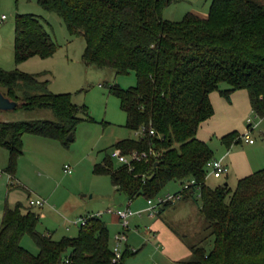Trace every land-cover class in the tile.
Masks as SVG:
<instances>
[{
    "label": "trees",
    "instance_id": "trees-1",
    "mask_svg": "<svg viewBox=\"0 0 264 264\" xmlns=\"http://www.w3.org/2000/svg\"><path fill=\"white\" fill-rule=\"evenodd\" d=\"M38 1L64 19L70 34L84 37L86 65L111 68L117 74L134 71L137 77L136 85L113 84L110 91L127 114L126 127L143 133L121 139L114 147L125 155L134 150H154L156 155L134 161L131 168L108 156L94 165L93 172L109 175L116 190L132 201L140 196L155 199L173 181L180 185L195 181L184 196L200 202L214 246L207 250L192 244L188 258L170 264H264V168L239 179L234 189L226 183L211 187L206 176L215 153L197 136L202 123L215 113L211 101L215 91L231 101L232 93L247 90L253 113L264 118V0H212L207 17L187 12L181 20L163 16L174 0ZM57 49L40 17L17 14L16 63L51 57ZM38 75L0 67V90L6 97L19 102L18 107L48 108L56 116L0 121V146L9 152L6 171L12 176L23 154L24 134L67 144L82 120L79 113L86 110L72 101L71 93L48 91V80H39ZM247 128L253 130L252 122ZM244 135L234 130L221 142L231 148ZM101 216L80 226L76 236L54 239L37 230L39 214L30 207L22 202L6 205L0 264H111L110 230ZM25 235L38 245L37 254L21 244ZM137 252L126 248L120 264Z\"/></svg>",
    "mask_w": 264,
    "mask_h": 264
},
{
    "label": "rangeland",
    "instance_id": "rangeland-1",
    "mask_svg": "<svg viewBox=\"0 0 264 264\" xmlns=\"http://www.w3.org/2000/svg\"><path fill=\"white\" fill-rule=\"evenodd\" d=\"M211 3L212 0H174L164 10L163 16L170 20H181L187 12L196 10L207 12ZM27 12L43 20L58 49L51 57L35 56L18 64L15 62L12 44L15 36V19L17 14ZM3 14L6 15V19L0 24V48L3 51L0 54V67L6 70L19 68L28 73L39 74V80H48V91L71 93L72 101L79 106H86V110L79 113L82 120L76 125L74 139H69L67 144L32 133L24 134V153L19 157L17 170L12 178H8L9 173L6 171L9 152L0 146L2 171L0 209L6 205L14 207L18 201L27 208L30 197L33 200L43 199V206L29 207L40 215L37 230L45 234L52 233L54 239L76 236L80 225L76 224L75 220L102 211L101 217L109 227L113 246L115 233L122 231L123 227L107 209L109 207L124 209L129 199L116 190L109 175L95 174L93 167L108 156L115 164H120L118 159L112 156L116 150L114 144L120 139L138 138L141 134L126 127L127 114L121 109L118 97L110 91V86L113 84L123 88L136 85V74L134 71L129 74H117L111 68L86 65L82 58L86 47L84 37L70 34L64 19L55 12L45 10L38 0H0V16ZM222 86L225 87L226 84ZM217 92L220 94L219 91ZM247 116L251 119L253 130L247 128L245 133L257 143H264V118L256 116L253 112ZM248 118L243 121L245 127L248 125ZM42 119L56 120V116L48 108L26 110L18 107L12 110H0V121ZM208 143L217 157L221 148L224 151L232 148L242 149L248 142L243 137L240 143L227 148L221 142V138L215 135ZM257 158L256 153L252 152L250 160H253L254 172L264 168V161L258 163L261 158ZM66 164L71 165L73 169L71 173L64 171ZM237 180L233 172L229 177L223 175L221 178H216L210 169L206 176V183L211 187L228 182L234 189ZM180 186V182L173 181L160 195L175 192ZM177 203L179 204V201L175 204ZM139 205L147 206V199L143 196L135 198L131 208L137 211ZM193 205L195 206L193 208L198 209L197 203ZM195 209L189 212L187 217L179 216V210L172 211L175 217L171 218L173 219L171 223L178 228L182 236L187 235L188 243L202 244L207 250H211L214 246V236L208 228L206 218L199 211L195 213ZM156 219L149 217L148 212L130 218L128 237L131 238V242L134 239H138L139 243L143 242L140 247H144L139 257L133 259V255L127 256L125 264L128 263L129 258L135 262L139 261L138 264L145 262L161 264L158 258L161 244L155 242L154 234L147 228ZM67 226L69 230L66 229ZM21 244L34 254L39 252L38 245L30 235H25ZM162 259H165L162 264L171 262L167 257Z\"/></svg>",
    "mask_w": 264,
    "mask_h": 264
},
{
    "label": "crops",
    "instance_id": "crops-1",
    "mask_svg": "<svg viewBox=\"0 0 264 264\" xmlns=\"http://www.w3.org/2000/svg\"><path fill=\"white\" fill-rule=\"evenodd\" d=\"M208 11L207 12H199L196 10V11H193V13H196L202 17H207ZM27 13L29 14L30 12H27ZM19 14H26V13H19ZM14 39H15V36H14ZM12 44H13V48H14V40H13ZM2 52L3 51L0 48V54H2ZM14 55H15V51H14ZM211 101L214 105L215 113L211 118H209L208 120H206L205 122L202 123V125L199 128L198 133H197V136L199 139L209 142V139H211L215 135H218L221 138L223 135H225L229 132H232L234 130H237L238 128H241L242 130L240 132L245 134L247 127H245L243 121L248 118L247 115H249V113L253 112L251 102H250L249 93L247 90L241 89V90H237L234 93H232L230 102L226 98L221 96V94H219L217 91H215V92L211 93ZM23 142H24V139H23ZM247 142H248L247 146L242 147V149L241 148H239V149L238 148L237 149L232 148L229 151H224V149H222V148L219 149L220 154L217 155V157H215V158L223 159V161L227 164V166L229 168L227 174H224V175H227L229 177V174L231 172H233V174L235 173V175L237 176V178L239 180L243 177H246V176L252 174L254 172V169H255L254 165H253L254 163H252L253 160H250V155L252 154V152L256 153L258 158H261L258 163H262L264 161V143H257L255 140L252 143L249 141H247ZM23 153H24V147H23ZM66 165H68V164H66ZM66 165H64V168ZM13 176L11 174H8V178H12ZM221 177H219V178H221ZM226 183H228V182H226ZM181 186L178 187V189H175V191L180 190ZM31 200H33V199H31V197H30V199H29V206L30 207L33 206L31 204ZM18 202H21V201H18ZM18 202H16V204ZM132 203H133V201H132ZM175 203L176 202H174L168 206H165L162 209V211L160 213H158L155 217H151V218H157V219H156V221L154 220V222L152 223L151 226L149 225V227H147L149 229V232L150 233L152 232L154 234L155 242H157L158 244H161L160 245V250H161L160 256L158 257L161 264L164 262L163 260H165V259H162L164 257H167V259L171 261L170 263H172V262L177 261V260L186 259L185 257L188 258V256L191 255L190 245H192V244L190 242H189L190 244L188 243L189 240H187V235L182 236L181 233L178 231V228H176L171 223V222H173V219H171V218L175 217V216H173L172 211H177V210L180 211L179 216H182V217L183 216H185V217L189 216L188 215L189 212L191 213L195 209V208H193V207H195L193 205V203L196 204L197 202L195 201V199L192 196H185L181 200H179V204L177 203L178 205ZM197 204L199 205V203H197ZM145 208H146V206L139 205L137 207V211L144 210ZM197 208L198 209H195V213L196 212L198 213V211H199V213H201L200 205ZM4 209H5V207L3 209H0V226L2 223V219H3ZM117 209H119V208L116 207V209H114L113 207H109L107 210L112 212V215L116 217V221L117 222L119 221L118 223L121 224L120 218L116 213ZM143 213H145V212H143ZM170 220H172V221H170ZM66 229L69 230V226H67ZM48 234H52V233H48ZM146 234H148V233H146ZM141 244H143V242L139 243L138 239H134V241L131 242V238L128 237V241H127L128 249L130 251L131 250L138 251L136 254H134L132 256L133 259L137 258L141 255V253H140L141 249H143V247H144V246L140 247ZM164 247H165V249H164ZM133 259L129 258L128 263L127 262L126 263L127 264H138L139 261L135 262V261H133ZM170 263H168V264H170ZM143 264H147V262H145Z\"/></svg>",
    "mask_w": 264,
    "mask_h": 264
},
{
    "label": "built area",
    "instance_id": "built-area-1",
    "mask_svg": "<svg viewBox=\"0 0 264 264\" xmlns=\"http://www.w3.org/2000/svg\"><path fill=\"white\" fill-rule=\"evenodd\" d=\"M6 19V15L3 14L0 16V24L4 22ZM251 123V119L249 121ZM137 133H143V129H140L137 131ZM151 134H154V130H150ZM140 134V136H141ZM246 138L249 142H254V140L250 137L249 134H246L243 136ZM150 155H156L154 150H151L150 152L147 151H132L129 155L122 154L119 150H115L112 154L113 157L117 158L120 163L127 164L130 168L132 167V163L134 161H141V160H148L150 159ZM208 169L212 171V175L216 178L221 177L224 174H227L229 168L227 164L223 161V159H212L208 163ZM66 173H71L73 171L72 167L70 165H66L64 168ZM2 171L0 170V176ZM194 180H191L190 182H185L180 190L175 192H168L167 194L161 196H157L155 199H148L147 200V206L144 210L134 211L132 207V200L129 199L127 202V205L124 209H117L116 213L120 218L121 225L123 227L122 231L116 233L114 236V245L112 246L113 251V259L111 264H120L122 261L124 252L126 250V245L128 241V235H127V229H129L130 225V218L135 215H142L143 212H148L149 217H155L160 209L165 206L167 203H174L179 200H181L184 196V192L186 189L189 188L190 184L194 183ZM32 205H40L42 206L44 204L43 199H37V200H31ZM102 212L97 213H90L84 216L79 217L74 222L80 226L86 225L91 218H94L96 216H101Z\"/></svg>",
    "mask_w": 264,
    "mask_h": 264
},
{
    "label": "water",
    "instance_id": "water-1",
    "mask_svg": "<svg viewBox=\"0 0 264 264\" xmlns=\"http://www.w3.org/2000/svg\"><path fill=\"white\" fill-rule=\"evenodd\" d=\"M19 106V102L11 100L6 97L4 93L0 90V110H12ZM68 139L73 140L74 134L70 133ZM228 184V183H226Z\"/></svg>",
    "mask_w": 264,
    "mask_h": 264
}]
</instances>
